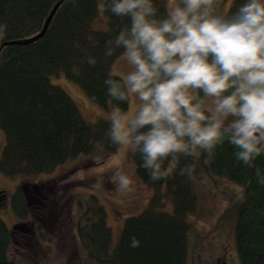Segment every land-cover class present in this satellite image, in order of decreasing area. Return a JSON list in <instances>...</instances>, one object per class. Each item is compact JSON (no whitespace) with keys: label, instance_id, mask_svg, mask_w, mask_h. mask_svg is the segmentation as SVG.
Here are the masks:
<instances>
[{"label":"trees","instance_id":"obj_1","mask_svg":"<svg viewBox=\"0 0 264 264\" xmlns=\"http://www.w3.org/2000/svg\"><path fill=\"white\" fill-rule=\"evenodd\" d=\"M60 1L0 0V129L6 138L0 173L13 180L35 178L70 160L88 159L94 165L114 155L120 146L114 123L84 120L52 79L64 76L95 105L124 114L129 93L111 68L120 56L132 54L159 121L134 120L131 128L138 179L154 195L140 215L126 220L113 250L105 208L94 195H79L71 205L78 209V250L92 264H188L191 218L212 188L227 201L219 221L235 225L241 264H264L263 147L217 126L206 109L212 75L211 88L226 112L249 116L261 108L264 0L233 1L204 43L205 65L191 2L175 0L187 23L199 115L195 131L182 92L179 24L165 1L65 0L43 38L12 45L40 35ZM196 2L203 9L205 0ZM100 9L108 20L106 31L92 28ZM51 187L40 195L34 191L41 202L37 206L30 204L24 185L18 187L13 212L21 228L31 221L33 234L11 230L0 219V264H15L10 252L16 245L34 248L35 259L44 254L41 246L53 244L45 232H55L51 219L65 191L56 184L53 194Z\"/></svg>","mask_w":264,"mask_h":264},{"label":"rangeland","instance_id":"obj_2","mask_svg":"<svg viewBox=\"0 0 264 264\" xmlns=\"http://www.w3.org/2000/svg\"><path fill=\"white\" fill-rule=\"evenodd\" d=\"M163 1L179 24L178 57L182 67V92L187 99L191 123L195 131L199 115L196 108L194 80L187 58V23L184 13L175 0ZM233 1L205 0L203 9H199L196 0H190L200 39V61L203 65L206 64L204 43L216 31L219 21L227 16ZM107 26V17L100 9L92 28L96 31H106ZM111 73L124 81L129 93V110L124 114L114 110L105 111L95 105L79 86L64 76L53 78L52 83L72 99L84 120L91 123L101 121L114 123L120 142L114 155L104 161L99 160L94 165L88 159L70 160L55 172L35 178L13 180L0 173V194L4 196L0 200V219L11 230L28 236L33 234L29 226L31 221L26 223V227L21 228V222L16 218L12 208V199L18 187L24 185L32 206L41 204L39 195L47 186L53 185V188L51 187L53 194L57 192L54 191L56 184L60 190L65 191L60 196L56 212L51 219L55 225V232L54 230L45 232L46 239L52 240L53 244L50 247L41 246L44 254L40 253L35 259L32 250L34 248L24 251L26 250L24 246L16 245L10 252L15 264H26L25 261L34 264V260L37 264H92L81 250H78L79 243L75 231L78 209L71 205L79 195H94L105 208L107 224L113 234L112 250L117 246L126 220L140 215L149 205L154 192L138 179L133 160L134 145L131 128L134 120L155 124L159 121L151 112L135 57L129 53L120 56L113 64ZM214 78L215 75H212L211 91L206 104V109L214 123L217 126H225L253 144L262 146L264 151V90H262L263 102L259 110L249 116H234L226 112L222 99L211 88ZM5 144V134L0 129V160ZM41 184L44 188L40 189ZM223 185L233 186L224 183ZM34 191L37 194L39 192V195H36L38 198L34 195ZM166 203L170 211L171 201L168 200ZM226 207L227 201L223 195L211 188L207 200L198 207L191 218L194 229L189 237L188 264H241L236 248L235 225L231 220L223 224L219 221Z\"/></svg>","mask_w":264,"mask_h":264},{"label":"water","instance_id":"obj_3","mask_svg":"<svg viewBox=\"0 0 264 264\" xmlns=\"http://www.w3.org/2000/svg\"><path fill=\"white\" fill-rule=\"evenodd\" d=\"M64 2H65V0H62V1H60V2L56 5V7L54 8V10H53V12L51 13L50 17L48 18V21L46 22V25H45V27H44L43 32H42L40 35H38L37 37H35V38H33V39H30V40L24 41V42H22V43H15V44H12V45H23V46H27V45H30V44H32V43H35V42L39 41L41 38H43V37L45 36V34L47 33V31H48V29H49V27H50V25H51V22H52L54 16L56 15L58 9L61 7V5H62Z\"/></svg>","mask_w":264,"mask_h":264}]
</instances>
